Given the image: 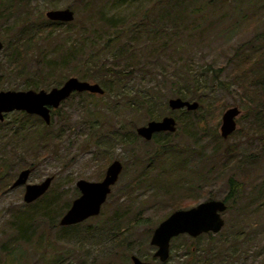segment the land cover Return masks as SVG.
Returning a JSON list of instances; mask_svg holds the SVG:
<instances>
[{"label":"rangeland","instance_id":"obj_1","mask_svg":"<svg viewBox=\"0 0 264 264\" xmlns=\"http://www.w3.org/2000/svg\"><path fill=\"white\" fill-rule=\"evenodd\" d=\"M2 1L19 7L0 5V91L50 90L76 76L105 93L72 94L34 151L28 143L17 150L13 130L32 131L41 117L15 110L0 121V264H133L134 254L154 264H264V133L249 114L258 96L245 73L264 52V0H190L205 7L191 15L190 6L185 19L170 0ZM66 7L71 22L46 15ZM103 66L134 72L120 79ZM175 97L199 107L172 109ZM233 106L237 129L224 138L222 116ZM165 116L176 131L150 140L137 133ZM117 159L123 171L102 212L61 226L77 181L103 179ZM25 168L29 183L54 177L30 203L25 185L11 187ZM210 198L227 199L222 230L183 234L168 261L155 259L159 223Z\"/></svg>","mask_w":264,"mask_h":264},{"label":"water","instance_id":"obj_2","mask_svg":"<svg viewBox=\"0 0 264 264\" xmlns=\"http://www.w3.org/2000/svg\"><path fill=\"white\" fill-rule=\"evenodd\" d=\"M53 21L71 22L75 19V11L70 7L51 9L46 13ZM4 49V42L0 40V52ZM89 91L104 94L105 89L97 82L82 80L76 76L69 77L60 87L51 90H1L0 91V121L5 119V113L15 110H25L30 114L42 117L46 123L51 122V107L57 109L61 103L69 98L73 92ZM172 109L187 108L195 110L199 107L198 101H190L182 97L169 100ZM241 113L238 106L228 108L222 116L221 134L228 138L237 129L236 117ZM177 121L173 116H165L162 120H152L147 125L138 127V134L150 140L156 132L176 131ZM123 164L114 160L108 167L102 181H89L80 179L77 182L81 195L77 197L68 211L60 219V225H70L81 222L90 216L98 215L106 202L112 185H114L122 171ZM31 169L22 170L12 187L26 184L24 199L27 203L40 198L49 189L53 176L47 177L41 183H28ZM228 209V204L220 199L202 201L190 208L174 210L168 217L159 223L154 230L151 243L158 247L155 255L165 260L170 254V241L172 237L187 233L199 236L202 233H217L225 225L222 215ZM134 264H151L133 256Z\"/></svg>","mask_w":264,"mask_h":264},{"label":"trees","instance_id":"obj_3","mask_svg":"<svg viewBox=\"0 0 264 264\" xmlns=\"http://www.w3.org/2000/svg\"><path fill=\"white\" fill-rule=\"evenodd\" d=\"M170 1H173L181 6L182 17L184 19L186 18V16L189 15L188 10L190 6L192 8V10L190 11L191 15H193V13H200L201 11L204 10V7H205V6L203 7L201 3V5L197 6L196 9H193L192 3H189L190 0H180V2H177V0H170ZM225 2H227V0H209L208 4L210 3L211 5H215L217 3L221 4ZM0 5H6V8L10 9L13 6V3L11 1L8 3H4V1L0 0ZM18 7L19 6L16 3H14L13 8H18ZM169 9L171 12H174L172 10V6H170ZM27 42H29V45L31 44V40H27ZM236 57H241L244 60H246L248 58V55L246 53H243V54H237ZM99 70L108 72L111 75H114L120 79H127L131 77V75L134 72L133 70H131L130 72H126L122 69H116L110 66H103ZM220 71H221V68H220ZM245 73L246 74L252 73L254 75L253 80H251V83L247 84V88L254 91L257 94L256 96H258L256 97L258 98V102L252 105V110H250L249 114L253 116L255 123L258 125L257 129H259L260 131H263L264 133V52L258 54L257 56L252 57L249 60L248 67ZM177 95L179 94L177 93ZM251 100L254 102V100L256 99L255 97H251L250 101ZM56 111L57 110L55 109L54 113H56ZM38 119H41V118H38ZM53 119L54 117L52 118V122H53ZM49 125L45 123L39 127L38 126L35 127L32 131L26 130L25 126H19L17 129L15 128V130H13L12 139L17 146L16 149L17 150L20 149L21 146L23 149H25V145L27 143L29 144L30 151L31 150L34 151L35 149H37L39 138L42 137L44 128H46V126H49ZM0 134H1V131H0ZM225 200L227 201V199Z\"/></svg>","mask_w":264,"mask_h":264},{"label":"flooded vegetation","instance_id":"obj_4","mask_svg":"<svg viewBox=\"0 0 264 264\" xmlns=\"http://www.w3.org/2000/svg\"><path fill=\"white\" fill-rule=\"evenodd\" d=\"M63 84H64V83H63ZM51 89H52V88H51ZM51 89H50V90H51ZM40 90H41V89H40ZM46 90H47V89H46ZM76 92H77V91H75V92H73V93H76ZM84 92H89V91H84ZM73 93H72V94H73ZM79 93H81V92H79ZM89 93H91V92H89ZM93 94H98V93H93ZM71 96H72V95H71ZM67 99H68V98H67ZM64 101H65V100H64ZM61 104H62V103H61ZM60 106H61V105H60ZM60 106H59V107H60ZM59 107H58V108H59ZM20 111H24V112L28 113V112L25 111V110H20ZM54 111H55V108H54V107H51V122H52V118H53V113H54ZM12 112H13V111H12ZM8 113H10V112H8ZM8 113H5V116H6ZM28 114H30V113H28ZM31 115H36V114H31ZM36 116H39V115H36ZM39 117H40V116H39ZM41 118H42V117H41ZM163 118H164V117H163ZM163 118H162V119H163ZM42 119H43V118H42ZM162 119H160V120H162ZM4 120H5V119H4ZM43 120H44V119H43ZM44 122L46 123L45 120H44ZM51 122H50L49 124H51ZM149 122H150V121H149ZM46 124L49 125L48 123H46ZM139 127H140V126H139ZM137 129H138V127L136 128V130H137ZM160 132H162V131H160ZM137 133H138V131H137ZM156 133H158V132H156ZM156 133H154L153 136H154ZM153 136H152V138H153ZM145 139H146V138H145ZM110 164H111V163H110ZM110 164H109V166H110ZM122 164H123V163H122ZM109 166H108V167H109ZM108 167H107V170H108ZM25 169H31V172H32V168H25ZM23 170H24V169H23ZM107 170H106V173H107ZM21 171H22V170H21ZM21 171H20V172H21ZM122 171H123V168H122ZM122 171H121V172H122ZM31 172H30V174H31ZM106 173H105V176H106ZM120 174H121V173H120ZM29 176H30V175H29ZM105 176H104V178H105ZM119 177H120V175H119ZM46 178H47V177H46ZM46 178H45V179H46ZM104 178H103V179H104ZM16 179H17V178H16ZM45 179H44V180H45ZM103 179H101V180H97V181H102ZM118 179H119V178H118ZM44 180H43V181H44ZM53 180H54V179H53ZM53 180H52V182H51V185H52V183H53ZM79 180H80V179H79ZM43 181H41V182H43ZM89 181H94V180H89ZM117 181H118V180H117ZM41 182H36V183H41ZM77 182H78V181H77ZM28 183H29V182H28ZM12 185H13V184H12ZM12 185H11V187H12ZM24 185H25V193H26V184H24ZM51 185H50V187H51ZM76 185H77V183H76ZM20 186H23V185H20ZM112 186H113V185H112ZM17 187H19V186H17ZM50 187H49V188H50ZM77 187H78V185H77ZM12 188H16V187H12ZM78 189H79V187H78ZM48 190H49V189H48ZM48 190H47L46 192H48ZM111 192H112V189H111ZM111 192H110V193H111ZM110 193H109V195H110ZM43 195H44V194H43ZM43 195H42V196H43ZM80 195H81V192H80ZM80 195H79V196H80ZM109 195H108V196H109ZM24 196H25V195H24ZM79 196H78V197H79ZM76 198H77V197H76ZM76 198H75V199H76ZM38 199H39V198H38ZM38 199H37V200H38ZM75 199H74V200H75ZM210 199H215V198H210ZM210 199H207V200H210ZM74 200H73V201H74ZM107 200H108V197H107ZM107 200H106V202H107ZM220 200H223V201H225V202L227 203V201H226L225 199H220ZM73 201H72V203H73ZM203 201H206V200H203ZM106 202H104V204L102 205V207H103L104 205H106ZM200 202H202V201H200ZM200 202H199V203H200ZM227 204H228V203H227ZM71 205H72V204H71ZM71 205H70V207H71ZM194 206H195V205H194ZM70 207H69V208H70ZM102 207H101V211H100V213L102 212ZM69 208H68V209H69ZM189 208H190V207H189ZM68 209H67V211H68ZM67 211H66V212H67ZM100 213H99V214H100ZM223 213H224V212H223ZM99 214H98V215H99ZM170 214H171V213H170ZM170 214H169V215H170ZM169 215H168V216H169ZM95 216H97V215L90 216L89 218H91V217H95ZM168 216H167V217H168ZM89 218H87V219H85V220H83V221H81V222H78V223H74V224H70V225H64V226H73V225H77V224H80V223H82V222L88 220ZM162 221H163V220H162ZM155 229H156V228H155ZM219 232H220V231H219ZM153 233H154V232H153ZM212 233H213V232L202 233V234H212ZM217 233H218V232H217ZM184 234H187V233H184ZM202 234H200V235H202ZM181 235H183V234H179V235H177V236L172 237V239H171V241H170V254H169V257H168L167 259H165V260H162L160 257H158V256L155 255V253H156L158 247H157L156 245H154V246L156 247V251H155V253H154V256L156 257L155 259L159 260V262H162V263H165L166 261H168V259L170 258V255H171V243H172V241H173L175 238H177V237H179V236H181ZM187 235H189V234H187ZM200 235H199V236H200ZM189 236H191V235H189ZM191 237H195V236H191ZM196 237H198V236H196ZM151 239H152V238H151ZM151 244H152V243H151ZM152 245H153V244H152ZM134 255H135V254H134ZM134 255L131 256V260H132L133 264H134V261H133V256H134ZM139 258H140V257H139ZM140 259H141V258H140ZM141 260H143V259H141ZM143 261H146V262H149V263H151V264H154L153 262L148 261V260H143ZM110 264H114V263H110Z\"/></svg>","mask_w":264,"mask_h":264}]
</instances>
